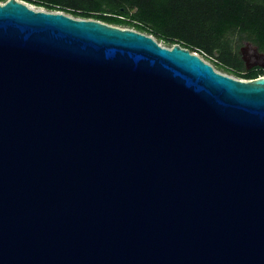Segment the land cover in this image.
Instances as JSON below:
<instances>
[{"label": "water", "instance_id": "95a60500", "mask_svg": "<svg viewBox=\"0 0 264 264\" xmlns=\"http://www.w3.org/2000/svg\"><path fill=\"white\" fill-rule=\"evenodd\" d=\"M0 264H264V76L0 2Z\"/></svg>", "mask_w": 264, "mask_h": 264}, {"label": "trees", "instance_id": "16d2710c", "mask_svg": "<svg viewBox=\"0 0 264 264\" xmlns=\"http://www.w3.org/2000/svg\"><path fill=\"white\" fill-rule=\"evenodd\" d=\"M38 1L75 9L82 18L150 31L173 45L200 50L236 71L243 70L244 61L231 47L232 31L239 30L264 52V0ZM262 73L264 69L258 67L244 77L255 79Z\"/></svg>", "mask_w": 264, "mask_h": 264}, {"label": "rangeland", "instance_id": "374dc122", "mask_svg": "<svg viewBox=\"0 0 264 264\" xmlns=\"http://www.w3.org/2000/svg\"><path fill=\"white\" fill-rule=\"evenodd\" d=\"M21 1L25 2L30 7L34 8V9H37V10H46V11L62 12V13H65L67 15L73 16L75 18H82L80 16L75 15L74 11H77V10L72 9V8H68V7H65V6L52 5L50 3H44L43 1H38V0H21ZM0 2H4V1H0ZM39 4H42V5H39ZM48 6H52V8H54V10L51 9L50 7H48ZM119 27H122V28H130V29H134V30H137L138 31V29L136 27H134V26L122 25V26H119ZM143 33L153 36L154 38H156L158 40V42H160L164 46H168V47L173 46V44L169 43L165 39H162V38L156 36L154 33H151L150 31L143 30ZM236 33L239 34L238 46L242 45V47L240 48V51L239 52L234 51V49H233V41L231 39L232 35L233 34H236ZM229 41L231 43V47H232L233 51L236 52L240 56V58L244 61V68H243L242 71H236L235 69L225 67L215 57H212V56H210V55H208V54H206L204 52H201L200 50L193 49L191 51L194 52V53H196V54H198L206 62H208L211 65H213L214 68L217 71H219V72H221L223 74L229 75L231 77H234V78L240 79V80H251V79H246L244 77L245 76L244 74H246V73L250 72V70L256 69L258 67L263 68L259 64H254L253 66H250L249 65V62L250 63H254V62H263L264 63V59H258V58H256L254 56V53H255L254 47H258V45H256L253 42H251L239 30H234V31H232L229 34ZM263 76H264V73L258 75L257 78L263 77Z\"/></svg>", "mask_w": 264, "mask_h": 264}, {"label": "clouds", "instance_id": "9594fccd", "mask_svg": "<svg viewBox=\"0 0 264 264\" xmlns=\"http://www.w3.org/2000/svg\"><path fill=\"white\" fill-rule=\"evenodd\" d=\"M232 41H233V49L236 52L240 51V48L242 47V45L238 46V42H239V34H233L231 37ZM261 54H264V52H261Z\"/></svg>", "mask_w": 264, "mask_h": 264}, {"label": "flooded vegetation", "instance_id": "af4514ba", "mask_svg": "<svg viewBox=\"0 0 264 264\" xmlns=\"http://www.w3.org/2000/svg\"><path fill=\"white\" fill-rule=\"evenodd\" d=\"M254 51H255V49H254Z\"/></svg>", "mask_w": 264, "mask_h": 264}]
</instances>
